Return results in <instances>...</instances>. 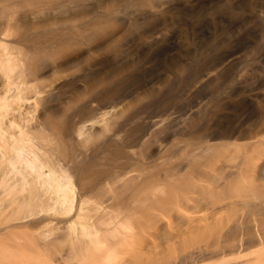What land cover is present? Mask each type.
<instances>
[{"label": "bare ground", "instance_id": "6f19581e", "mask_svg": "<svg viewBox=\"0 0 264 264\" xmlns=\"http://www.w3.org/2000/svg\"><path fill=\"white\" fill-rule=\"evenodd\" d=\"M249 1L197 0L191 7L181 3L172 7L169 1L159 0L145 11L125 6L118 16L134 15L150 22L149 38H141L140 31L132 29L127 40L140 38L136 53L161 61L179 47L175 36L162 32L176 18L199 39L231 33L247 41L258 34L264 29V3L252 9L246 6ZM207 4L217 5L213 6L216 9ZM208 10L214 12L208 15ZM7 48L0 42L3 63L11 60ZM209 51L189 49L184 56L193 67H201L210 57ZM135 71L131 64L127 77ZM260 72L243 90L240 83L229 89L226 85L223 95L220 90L225 87H218L206 73L198 85V101H205L193 111L198 120L189 126L182 122L187 131L195 132L186 133L193 140L169 144L161 143L159 137V142L154 141L152 134L156 133L148 132L155 129L153 125L163 126L157 123L165 118L161 121L159 116L152 124L142 117L155 107L152 104L171 94V83L129 109L113 111L112 104L111 111L104 104L107 111L94 119L99 130L89 132L86 125L91 126V121L74 123L88 108L91 98L86 97L58 106L57 114L46 117L41 125L18 127L17 118L31 123L19 98L25 86H16L8 76L0 87V264H35V255L44 263L55 264H188L238 254L236 260L230 257V262L221 260L219 264H264V123L242 142L232 140L236 133L217 132L219 127L231 128L232 122L243 125L262 118L264 67ZM121 84L122 78L110 76L91 96L107 87L118 90ZM229 92L235 96L225 95ZM7 99L20 102L21 108L18 105L14 114L11 111L12 116ZM257 99L263 101L262 109L257 108ZM159 130L157 133L163 131ZM144 144L151 152L142 157L135 147ZM177 223L184 232L176 229ZM152 226L166 230L168 237L152 239ZM23 240L27 248H36H30L34 252L31 258L21 251ZM58 244H63L60 250Z\"/></svg>", "mask_w": 264, "mask_h": 264}, {"label": "rangeland", "instance_id": "374dc122", "mask_svg": "<svg viewBox=\"0 0 264 264\" xmlns=\"http://www.w3.org/2000/svg\"><path fill=\"white\" fill-rule=\"evenodd\" d=\"M158 1L159 0H0V34H2L0 35V42L6 43L9 47L7 49L11 51H9L11 60L8 61V63L0 61V87L8 80H13L16 86H25L24 88L20 86L24 92H21V97L19 98L22 100V108L25 107V110H27L26 112L24 110V113L27 114L28 117L30 116L28 121H31V123H27V119L24 121L25 119L17 118V124H19L17 126H24L25 124L27 126L41 125L44 123L46 117L55 116L57 114L56 110L58 106H69L72 100L86 97L91 98L90 102L87 104L88 108L85 107V112L74 118V123L78 124V122H80L79 125H82L81 123L86 124L91 121V126L88 123V125H86L87 130H89V132H96L99 130L100 126L98 122L94 123V119H98L103 111L111 110L114 106L117 107L114 109L112 108L113 111L129 109L131 106L138 103V101L145 100L146 95L148 96L150 93L156 94L158 89L165 83H171V85L173 84L171 86V94H168L167 97L165 96V99L163 98L164 100L161 101L162 103L152 104V106L155 107L151 111H147L148 113L145 111L148 117L147 114L143 112L146 115L144 114L145 118L143 116L142 119H148L147 121H152L153 124L154 119L155 122L159 121L157 117L160 116L161 121L165 118V121L157 123L158 125L159 123H163L164 128L162 124L161 126L156 124L159 128L153 127V125L152 128L155 129H148V132L152 130L151 133H156L154 134L155 136L152 134L153 140L159 137L161 143L167 144L171 143L173 140H193L189 139L192 137L186 133L195 132L187 131L184 126H187V124L189 126L191 123L197 122L198 115L195 114V110L199 109L201 107L200 105L205 101V99L203 100L202 98H199L200 102L198 101V97L201 94V91H198L200 81L204 78L205 74L210 71L214 74L209 73L214 79L213 81L216 82V84L218 83V87L224 86L226 88L223 87L224 89H221V87V90L219 89L222 95L224 93L223 91L227 90V87L228 89L232 88L235 83H240L242 87L241 90H243L245 86L247 87L250 80L255 77L257 78L264 67V29L258 34L250 35L247 39L248 42L240 37H235L231 33H225L224 35L215 34L209 38L199 39L189 32L185 24L181 22L178 17L179 20L176 18L164 25L162 27V32L175 36L179 47L171 52L169 59L155 61L152 60L149 54L136 53V46H138L140 38L131 37L127 40L132 29H138L141 38H149L151 36V31H149L148 28L150 27V22L148 20L145 21L142 17L134 15L119 17L118 13L125 9V6L127 8L133 5L134 7L136 6L135 9L138 11H145L146 8L155 6ZM167 1L172 3L170 4L172 7L179 3L191 7L197 0ZM261 3L263 4L264 0H250L246 6L247 8L254 9L262 6ZM211 5L207 7L216 9L213 8L214 4ZM213 12L214 11L208 10L206 14L211 15ZM6 29L9 33H7ZM3 33L9 35H3ZM207 48L210 49V57L205 63L200 65L201 67H193L190 65V60L184 56L185 52L189 49L201 51ZM12 54L14 58H12ZM114 57H116V59H114ZM231 57L232 60L228 63ZM226 63H228L229 66H227L228 64ZM131 64L136 66V71L132 76L133 78L127 77L128 68ZM260 68L261 70H259ZM215 74L218 76L217 78ZM113 75L122 78L123 85L121 84L120 86L123 88L120 87V89L116 90L113 87H107L99 95L91 96L96 88L104 85L106 80ZM8 76L9 78L7 80L6 78ZM213 81H211L212 84H214ZM223 81L225 84L222 83ZM28 83H32L31 86L29 85L30 87H28ZM145 83L146 85H144ZM216 84L212 86H216ZM128 90L130 92H128ZM127 93L129 95H127ZM231 94L229 92L225 95H228V97L235 96L232 92ZM64 95L66 97H64ZM143 95L144 97L141 98L140 96ZM25 99L26 102L24 101ZM16 100L17 99H7V101H11L10 106L8 105V110L10 109V111H8L9 114L11 111L13 112L18 109V105L20 106V102ZM27 100L28 102L30 100L29 105ZM202 100L203 102H201ZM52 101L54 103H52ZM110 101V105L107 104ZM98 102H100V104H98ZM255 103L258 109L263 108V101L261 99H257ZM95 104L98 105L95 106ZM101 104L102 106H100ZM112 104L115 105L112 106ZM170 105L171 107L173 105V107L171 108ZM109 106L112 107L110 108ZM89 108L92 111H90ZM2 110L3 109L0 107V111ZM94 110L96 111L95 113ZM163 111H165L166 114H163L164 116L162 115V113H164ZM28 113L30 114L28 115ZM161 116L163 117L161 118ZM9 117L10 116L7 118ZM166 117L168 118L167 122ZM195 118L197 120H195ZM263 118L264 115L262 118L250 119L243 125H236L232 122L229 126L231 127L232 125L231 128L225 127L226 129H224L219 127L218 130H216L219 133H236L232 137V140L242 142L245 136L253 134L252 132L259 130L263 126ZM192 120L194 122H192ZM182 122H184V124L186 122L187 124L184 125ZM181 124H183V126ZM238 126L239 128L234 131V128ZM181 127L184 128V131H182L183 128ZM157 129H160L159 131L162 129L163 131L157 133ZM157 134H162L163 136L158 135L156 137ZM166 135H170L168 136L169 138L166 137ZM144 145L135 147V150L137 148L141 150V148L144 147L142 151L137 150L141 153L136 151L137 154H140L142 157L147 156L151 152L150 146ZM140 146L142 147L140 148ZM143 151L145 152L144 154L142 153ZM177 225L178 227L176 229L184 232L180 224L177 223ZM163 230V228L152 226V239H166L168 233L166 230L163 232ZM142 239L144 240V237H142ZM6 240L8 241L9 238ZM23 243L27 245L25 240H23ZM24 244H22L24 247L21 251L31 258L34 254L32 251H36L33 250L36 248L34 246L33 248L30 247L32 249L31 251L30 248H27L28 245L25 247ZM61 245L57 247V250L63 247ZM238 255L223 259H203L188 264H219L221 260L226 263L231 261L230 257L233 258H231L232 261L236 260L240 257H238ZM48 256H50V254H48ZM228 258L230 261H228ZM34 262L35 264H46L47 261L44 263L43 260L37 259L35 255ZM47 264L55 263L47 262Z\"/></svg>", "mask_w": 264, "mask_h": 264}]
</instances>
